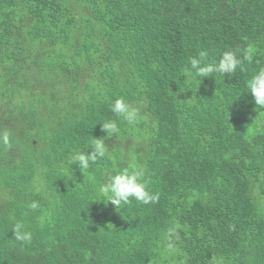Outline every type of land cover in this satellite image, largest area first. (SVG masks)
I'll use <instances>...</instances> for the list:
<instances>
[{"label":"trees","instance_id":"trees-1","mask_svg":"<svg viewBox=\"0 0 264 264\" xmlns=\"http://www.w3.org/2000/svg\"><path fill=\"white\" fill-rule=\"evenodd\" d=\"M249 45L245 71L183 82L200 50ZM260 67L264 0H0V264H264V112L244 93ZM105 120L109 156L69 166ZM132 165L159 199L114 209L97 186Z\"/></svg>","mask_w":264,"mask_h":264},{"label":"clouds","instance_id":"clouds-1","mask_svg":"<svg viewBox=\"0 0 264 264\" xmlns=\"http://www.w3.org/2000/svg\"><path fill=\"white\" fill-rule=\"evenodd\" d=\"M254 47L249 45L247 49L225 50L219 54L218 59L209 60V52L206 49L200 50L196 55L188 58L187 67L183 71V82L190 83L198 78H209L213 74L221 76L232 75L239 69L245 71L246 62L253 60ZM201 82V81H200ZM245 92L253 98V103L257 110L264 112V67H260L253 72L245 81ZM110 111L117 119H122L133 128L141 121L140 112L132 107L123 97L115 98L110 104ZM101 131L105 134L101 138H92L87 154L85 151H74L69 166L75 164L79 170H87L90 164L109 156V147L105 140L120 133L117 120H105L99 124ZM11 133L8 130L0 132V142L5 146H11ZM110 158V157H109ZM65 172L68 179L73 180V169ZM146 171L143 167L132 165L131 168L113 169L107 173L102 183L97 186V192L103 201L111 204L114 209L122 208L132 203L133 200L142 204L155 203L158 201V194L149 191L148 183L145 179ZM75 180H73V183ZM32 209L37 207L36 203L30 205ZM169 237L178 233L175 228L168 230ZM14 239L23 244L30 243L32 233L26 229L23 222L17 221L12 226ZM168 251L174 252L175 248L170 243Z\"/></svg>","mask_w":264,"mask_h":264}]
</instances>
